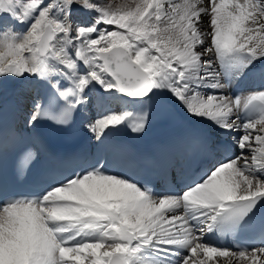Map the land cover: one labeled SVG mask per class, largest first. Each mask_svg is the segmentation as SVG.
Masks as SVG:
<instances>
[{
    "label": "snow or ice",
    "instance_id": "snow-or-ice-1",
    "mask_svg": "<svg viewBox=\"0 0 264 264\" xmlns=\"http://www.w3.org/2000/svg\"><path fill=\"white\" fill-rule=\"evenodd\" d=\"M9 80L22 124L0 94V264H264V0H0ZM177 111L206 128L148 162L164 190L118 171L139 163L110 136ZM78 115L97 152L68 175L41 129ZM214 137L224 159L200 166ZM42 155L54 166L17 190Z\"/></svg>",
    "mask_w": 264,
    "mask_h": 264
},
{
    "label": "bare ground",
    "instance_id": "bare-ground-1",
    "mask_svg": "<svg viewBox=\"0 0 264 264\" xmlns=\"http://www.w3.org/2000/svg\"><path fill=\"white\" fill-rule=\"evenodd\" d=\"M104 2L109 7L111 6V4H114L113 6L117 7L118 5H122L125 2V0H104ZM177 2H180V0H177ZM204 23H205V25L207 24V17L204 18ZM6 84H8V82H6V81L5 82H0V94L3 95L4 101L7 100V99L12 101L14 118H15L16 121H18V123L22 124V116L17 111V108H16L15 103H14L13 96L11 95V92H12V90L14 88V85L12 83V85H11L12 88H6ZM260 84H261V80H260L259 77L247 78V79L241 81L239 84H237L234 81L228 94H230V95H232V94L239 95L242 92H246L250 88H255V87L259 86ZM178 113L184 118L183 114L180 111H178ZM186 120L189 123L191 122L196 130H201V129H205L206 128V124L204 122H198V121H195V120H192V119H186ZM220 142H222V141L220 140ZM234 150L235 151H239L238 149H234Z\"/></svg>",
    "mask_w": 264,
    "mask_h": 264
},
{
    "label": "rangeland",
    "instance_id": "rangeland-1",
    "mask_svg": "<svg viewBox=\"0 0 264 264\" xmlns=\"http://www.w3.org/2000/svg\"><path fill=\"white\" fill-rule=\"evenodd\" d=\"M106 6H107V4H105ZM114 4H111V6L110 7H113V8H115V6H113ZM76 19L78 20V21H81V20H85L86 19V17H83V16H80L79 14L77 15V17H76Z\"/></svg>",
    "mask_w": 264,
    "mask_h": 264
}]
</instances>
